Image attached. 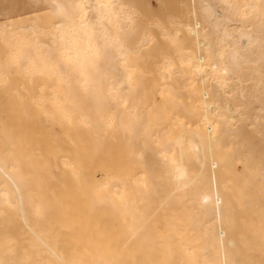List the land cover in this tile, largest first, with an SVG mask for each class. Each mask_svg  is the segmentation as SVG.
<instances>
[{
  "label": "bare ground",
  "instance_id": "1",
  "mask_svg": "<svg viewBox=\"0 0 264 264\" xmlns=\"http://www.w3.org/2000/svg\"><path fill=\"white\" fill-rule=\"evenodd\" d=\"M173 4L162 15L149 0H49L28 24L0 22V103L18 90L11 79L27 77L24 87L50 93L53 125L75 130L65 149L44 154L61 177L40 167L34 187L20 170L19 133L0 128V147L16 151L0 155V264H264V246L240 239L248 221L264 231V0ZM106 131L124 149L115 145L124 161L112 210L100 160L115 159L110 147L98 157ZM55 209L68 216L64 230L59 215L61 228L49 220ZM62 230L69 250L49 241Z\"/></svg>",
  "mask_w": 264,
  "mask_h": 264
},
{
  "label": "rangeland",
  "instance_id": "2",
  "mask_svg": "<svg viewBox=\"0 0 264 264\" xmlns=\"http://www.w3.org/2000/svg\"><path fill=\"white\" fill-rule=\"evenodd\" d=\"M48 2H49V0H47ZM47 1L45 0H38L37 2H36V0H0V22L2 23V27H4L5 29H9L11 26H17V25H25V24H28L29 22H30V18L31 17H33V16H35V15H38V14H44V13H46V12H48L49 11V8L47 7ZM56 1H60V0H56ZM71 1H73V0H68V3L69 2H71ZM126 1V0H125ZM142 1H144V0H142ZM160 1V2H159ZM172 1V4H173V0H149V2H150V4L153 6L152 8L155 10L156 9V11H154V12H157V9H159L158 10V12L159 13H163L162 15H165V14H167V13H164L163 11H166V12H171V11H173V9H175V7H177L176 8V11L175 12H178L177 10H178V8L180 7V4H178V2H177V4L175 3V5H177V6H175L174 4V8L172 7V9H171V11H169L170 10V7L171 6H173L172 4H170V2ZM179 1V0H178ZM174 2H176V1H174ZM153 3V4H152ZM157 7V8H156ZM162 11V12H161ZM220 11V8H216V14H218V13H220L219 12ZM158 14V13H157ZM40 21V18H38V20L36 19V23L35 24H37V22H39ZM244 24H246V25H248V23L247 22H245ZM248 28H249V26H247ZM36 33H34V34H32V35H35ZM6 52H7V46H5L4 45V42H2V37L0 36V56H4V55H6ZM13 77V76H12ZM12 80V82L14 81V82H17V86H18V90H15L14 92L13 91H10V94H8L7 96H10V97H7L6 95L4 96V95H2V96H4V98H5V101L7 100V101H9V100H11L12 98V96H11V94H15V95H13V97H14V100H15V98L17 99L18 98V95H19V98L17 99V101H19V103L15 100V102L17 103V107L15 108L13 105H12V103H11V101L13 100H11L9 103H11V105H12V110H15V109H18L17 111H12V112H15L13 115H15V117H14V119L15 120H13V119H11L12 118V115L10 114V112H9V109H8V105H9V103H7V101L5 102L6 103V105H5V103H3L2 101L4 100L3 99V97H1L0 99L2 100L1 101V103H0V105L2 104V105H4L5 107H3L2 105H1V108L3 107V108H5V109H1L0 108V112H2L1 113V116H2V118L3 119H6V116L8 117L9 115V118L8 119H11V121L13 120V124L14 125H12L11 123H9V122H11L10 120H8L7 119V121H9L8 122V124H10V125H12L14 128H15V123H17V121L16 120H18L19 118V121H21V119H22V121H24V123L26 124H28L29 125V129H33L34 128V131L32 132V134H30V135H32L31 137L29 136V134H28V132L29 133H31V131L30 130H26V129H21L22 131L20 132V128H18L17 127V129L15 128V129H12V128H10V127H12V126H5V125H8L7 124V122L6 121H4L3 119H2V121L0 120V128H4L5 129V127H6V129H8L9 131H11V130H13L12 132H17V134L19 135V138H18V140L17 141H21V145L22 146H20V148H17V149H15L17 152H18V155H19V152H21L22 153V159H21V161L23 160V162L24 163H22L21 161H19L21 164H22V166L24 167V166H28V167H25V168H21L20 170H21V172L23 173V172H25L23 175L26 177V179H28V182L26 181V184H31L30 186H34V187H37V185L38 184H36V182H32V180H35V181H39L41 178H42V172H41V169H38V168H43V170H47V171H51V172H54V174L57 176V177H61V173H60V170H57V168L55 169V168H53L54 166H53V161H52V158L51 159H49V157H47L46 155H44V154H46V150H47V153L49 154L50 152H52V151H54L55 149H57L58 148V146L60 147V148H62V149H65L67 146V143H70L69 141L70 140H72V135H75V134H72V133H75V130H73V128H71L70 126H63V125H61L60 126V128H58V127H56V126H54L53 125V118L52 119H50V116L49 115H52L53 113L51 112V110H53V107H52V105H53V103H51L52 101H51V99L50 98H46L47 97V94L50 96V93H48V92H45V93H47L46 95H44L45 93L44 92H40L38 89H34V88H36V87H24V85L25 86H29L28 85V83H29V79L27 78V77H22V78H15V79H11ZM20 83H22V85L20 86ZM246 85H249V81H245L244 82ZM27 84V85H26ZM21 90H23V95L21 94L22 93V91ZM30 90V91H29ZM32 90H34V92L32 91ZM5 90H2V92L1 93H3ZM28 91V94L25 96V93ZM36 91H38V92H36ZM11 92H13V93H11ZM39 92L41 93V94H43L44 95V99L42 98V96H40L39 97ZM1 93H0V96H1ZM32 93V94H31ZM4 94H6V93H4ZM34 94V95H33ZM35 94H37V95H35ZM33 95V96H32ZM38 97V98H41V99H43V101L45 100V99H47V101H49V102H47L48 103V105H45L44 104V102L41 100V99H36V98ZM7 98V99H6ZM8 98H11V99H9L8 100ZM27 98V99H26ZM36 100H35V99ZM20 99V100H19ZM34 99V100H33ZM50 99V100H49ZM22 100V102H20ZM24 100H27V102H29V104H27L28 106H26V103L24 104L23 102H24ZM29 100V101H28ZM41 101H42V103H41ZM35 102H37V104L35 103ZM46 102V101H45ZM15 103V104H16ZM34 103L36 104V105H34ZM41 103V104H40ZM46 103V104H47ZM23 104V105H22ZM33 105V106H31V107H29V105ZM40 104V105H39ZM42 104H44V105H42ZM50 104V105H49ZM21 105V106H20ZM39 107H38V106ZM7 106V107H6ZM20 106V107H19ZM23 106L25 107V109L23 108ZM37 106V107H36ZM47 106H49L47 109H46V107ZM35 108V109H33V111L35 112V114H31V112H29L30 111V108ZM14 108V109H13ZM27 109V110H26ZM29 110V111H28ZM4 111H6V112H8V113H5ZM28 111V112H27ZM37 111V112H36ZM16 112H18V113H20L19 115L20 116H18V114H16ZM53 112H54V110H53ZM6 114V115H5ZM17 115V116H16ZM4 116V117H3ZM54 116V115H53ZM30 117V118H29ZM4 121V122H3ZM16 121V122H15ZM21 121V122H22ZM3 122V123H2ZM15 122V123H14ZM20 123V122H19ZM23 123V122H22ZM23 123V124H24ZM23 124H21L22 125V127H24V125ZM31 124V125H30ZM17 125H18V123H17ZM26 128H28V126H26ZM55 128V129H54ZM49 129H50V131H49ZM56 129H59V132H58V130H56ZM72 130V133H71V135L70 134H68V133H70L71 132V130ZM27 131V137H26V134H24L26 131ZM115 132H114V134L115 133H117L116 134V136H118L119 135V131L118 130H116V129H113ZM112 130V131H113ZM1 131V130H0ZM25 131V132H24ZM39 131V132H38ZM112 131H110V132H107V133H105V134H103L102 135V137L99 139L100 140V144H99V146H98V148H99V154L100 155H98V157H99V159H101V157L102 158H105L104 156L106 155V156H109V155H111L110 157L111 158H113L112 156H114V158L113 159H115V160H109V159H107L108 157H106L105 158V160L106 161H103L104 159H101L100 161H101V163H102V167L104 168V169H106L105 171H106V173H108L109 175H111L112 176V179H110L109 181H108V179H105V185H106V183H107V181H108V188H105V189H107L108 191H110L109 192V194H110V196H111V194L113 193V197L111 196V197H109V199H108V201H107V204H106V207L109 205H111L110 206V209L112 210V207H114L112 204H113V198H115V200H116V197H115V192L113 191V192H111L113 189H112V187H114V185L116 184V176H113V175H116V173H117V170H118V168H117V166L118 165H122V163L123 162H121L122 160L124 161V156H123V152H122V149H123V140H120L121 138H122V135L120 136L119 135V137H121V138H119V137H115L114 138V136L111 134V132ZM53 132V133H52ZM58 132V133H57ZM39 133V134H38ZM55 134V135H54ZM21 135H22V137H21ZM25 135V136H24ZM52 135H54V136H52ZM60 135V136H59ZM70 135V136H69ZM40 136V137H39ZM48 136V137H47ZM56 136V137H55ZM63 137V139L61 140V139H59L58 141H57V139H58V137ZM108 136V137H107ZM37 137V138H36ZM45 137V138H44ZM71 137V138H70ZM28 138V139H27ZM106 138V139H105ZM109 138V141H113L114 139V142H116V143H114V142H110V143H108V144H106L108 141H107V139ZM117 138H118V140H117ZM1 139V138H0ZM32 139V140H31ZM42 139H43V141H42ZM48 139V140H47ZM65 139H66V141H65ZM102 139H104V140H102ZM123 139V138H122ZM22 140H23V143L24 144H22ZM29 140H31V141H33V143L31 142V143H29V142H27V141H29ZM44 140L46 141V144H45V142H44ZM55 140H56V143H54L55 142ZM25 141V142H24ZM68 141V142H67ZM106 141V142H105ZM122 141V142H121ZM51 142H52V144H51ZM0 143H1V140H0ZM48 143V144H47ZM54 143V144H53ZM66 144V145H64V144ZM103 143V144H102ZM29 144V145H28ZM45 144V145H44ZM51 144V145H50ZM71 144V143H70ZM70 144H68V148L70 147L69 145ZM19 145V144H18ZM26 145H28L29 147H32V149L30 148L29 149V147L28 146H26ZM38 145H40L39 147H40V149L37 147ZM46 145H48V146H46ZM101 145H104L103 146V148H102V146ZM106 145V146H105ZM117 146V148L116 149H118L119 147H121V148H119V149H121V152L123 153H121V152H118V150H116L115 149V147ZM16 147H19V146H16ZM26 147V148H25ZM35 147V148H34ZM50 147H52L53 149H49ZM57 147V148H56ZM106 147V148H105ZM111 148V150H110V148ZM114 147V150L112 149ZM67 148V149H68ZM107 148H109V149H107ZM43 151H42V150ZM66 149V150H67ZM104 150V152H103V150ZM108 150V154L109 155H107V151L105 152V150ZM8 150V149H7ZM6 150V148H5V145L4 144H1V147H0V155H3V156H5L6 154H8L9 152L10 153H16V151L14 150L13 152L12 151H7ZM40 150H41V152H40ZM68 151V150H67ZM71 151V150H70ZM114 153H113V152ZM115 151H117L119 154H121V155H119L117 152L115 153ZM120 151V150H119ZM123 151H124V149H123ZM69 152V151H68ZM111 152V153H110ZM102 153L104 154V155H102ZM119 155V156H118ZM15 156V155H14ZM101 156V157H100ZM97 157V158H98ZM116 157H118V160H117V158ZM27 160H26V159ZM98 159V160H99ZM51 160V161H50ZM109 160V162H107ZM116 161H118L117 163H116ZM105 162V163H104ZM108 163V164H107ZM119 163V164H118ZM24 164V165H23ZM45 165V166H44ZM49 165V166H48ZM115 165H117V166H115ZM21 166V165H20ZM112 166H114V167H112ZM45 167V168H44ZM48 167V168H47ZM107 167H111L110 168V171L108 170L109 168H107ZM119 167H121V166H119ZM19 168V167H18ZM27 168L29 169H31V172H29V173H31L30 175H29V173L27 174V172L28 171H30V170H27ZM38 169V171H36L35 169ZM114 169V170H113ZM24 170H26V171H24ZM32 170H35L34 172L32 171ZM33 173H34V175H33ZM40 173V174H39ZM31 176V177H33L34 179H29V178H27V177H29V176ZM108 176V175H107ZM109 177V176H108ZM108 177H106V178H108ZM113 177H115V179H113ZM29 180H31V183L29 182ZM36 184V185H35ZM104 185V186H105ZM105 187H107V186H105ZM112 189V190H111ZM40 192V191H39ZM100 195H101V193H100ZM45 196H47L48 198H50L48 195H45ZM50 200H51V198H50ZM52 200H54V199H52ZM55 201V200H54ZM53 202V201H52ZM111 202V203H110ZM54 203V202H53ZM48 204H50V203H48ZM55 204V203H54ZM54 204H52V205H54ZM51 205V204H50ZM233 205H235V202H233ZM52 207V206H51ZM62 209H55V212H53V211H51V219L52 218H55L56 216L58 217V215H59V217H61V218H63L64 220H66V222H64V221H62V222H60V220H59V222L62 224L63 222L65 223V226H64V223L62 224V228H63V230H64V228H67V226H69L68 225V211L66 210V208H64V210L63 211H65V213L67 212V215H66V217L64 216H62V214L60 215V214H57L56 215V213L57 212H59V211H61ZM55 214V215H54ZM48 216H50V215H48ZM48 216H46L47 218H48ZM53 216V217H52ZM55 216V217H54ZM237 216H243V214H240V215H237ZM244 217H245V215H244ZM117 217L114 215V219H110V222H109V224L108 225H110L111 227H112V230L114 229V231L116 232L117 231V226H118V224H119V222H118V220L116 219ZM50 218H49V220L50 221H54L55 219H60V218H55V219H52L51 220ZM62 219V220H63ZM245 220L246 219H248V217H246V218H244ZM240 220L242 221V218H240ZM56 221V220H55ZM58 221H56L55 222V224L57 223ZM249 223L246 225V223L245 224H243V225H241L242 226V228H243V231H242V233H241V240H244L246 243H245V245H248L249 247H250V245H251V248H247V247H245V248H247V249H254V247H256L257 248V246H264V231H262V229L261 228H259V226H258V224L259 223H257V221H254L253 222V224H252V222H250V221H248ZM52 224H53V227H55L56 225L52 222ZM60 224V225H61ZM249 224H251L250 226H249ZM55 225V226H54ZM59 225V226H60ZM255 226V227H253V226ZM58 225H57V227H59ZM249 226V227H248ZM56 227V228H57ZM253 227V228H252ZM59 228H61V226L59 227ZM69 228V227H68ZM250 228V229H249ZM256 230H255V229ZM259 228V229H258ZM54 229V228H53ZM50 230L52 231V229H49V233H50ZM55 230V229H54ZM58 230V229H57ZM62 230V231H63ZM68 230V229H67ZM67 230H65V232L67 231ZM111 230V232H109V234L111 233V235H113V234H115V232L114 231H112ZM256 231V233L254 232V231ZM56 231V230H55ZM240 231H241V229H240ZM258 231H259V233H258ZM48 232V231H47ZM68 232V231H67ZM244 232L246 233V234H244ZM251 232V233H250ZM43 233V232H42ZM49 233H47L49 236H50V234ZM53 233V236L51 237L50 236V238H49V236L47 237V238H49V241H50V239L51 238H53V239H51V240H53V242L56 240L57 242H63L62 244H66L64 247L66 248V249H68V247H70V244H71V239H72V237H70V236H68V233H65L64 234V231L62 232L63 234H62V237L61 236H58V234H59V232H56V233H54V231L52 232ZM52 233H51V235H52ZM46 234V233H45ZM57 235V236H56ZM54 236H56V238H54ZM62 238H64V239H62ZM66 238V239H65ZM70 239V240H69ZM48 240V239H47ZM56 241H55V243H56ZM68 241V242H67ZM80 241V240H79ZM68 244H67V243ZM75 248V247H74ZM69 250V249H68ZM254 251H257V249H254ZM257 255V257H259L260 255L259 254H256Z\"/></svg>",
  "mask_w": 264,
  "mask_h": 264
}]
</instances>
